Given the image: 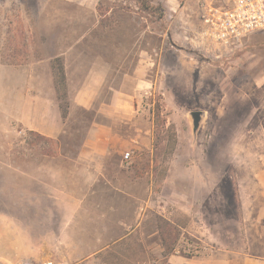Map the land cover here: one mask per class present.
<instances>
[{
  "label": "rangeland",
  "instance_id": "obj_1",
  "mask_svg": "<svg viewBox=\"0 0 264 264\" xmlns=\"http://www.w3.org/2000/svg\"><path fill=\"white\" fill-rule=\"evenodd\" d=\"M199 1L0 0L1 235L23 238L26 222L35 240L47 207L25 211L24 193L75 184L55 171L54 140L15 119L31 88L54 95V58L66 74V97L56 100L67 113L81 87L99 96L94 108L75 110L59 140L77 147L92 124L110 123L101 109L130 95L151 131L154 164L144 173L153 172V193L182 204L184 194L217 190L225 209L240 213L239 191L255 189L264 171V30L222 49L202 35ZM179 210L171 216L183 225ZM160 228L168 254L184 239L199 242L163 220Z\"/></svg>",
  "mask_w": 264,
  "mask_h": 264
},
{
  "label": "crops",
  "instance_id": "obj_2",
  "mask_svg": "<svg viewBox=\"0 0 264 264\" xmlns=\"http://www.w3.org/2000/svg\"><path fill=\"white\" fill-rule=\"evenodd\" d=\"M31 89L15 119L28 131L54 140L58 153L51 159L61 165L55 171L75 184L24 193L25 211L40 208L42 213L46 206L47 214L40 216L35 240L26 222L23 238L0 234V264H264V171L254 180L259 190L239 191L238 215L225 209L217 190L202 189L194 198L184 194L182 204L177 196L161 200L150 187L153 172L144 173L154 164L151 131L142 116L136 117L133 97L118 93L112 105L99 111L110 123L92 124L75 147L59 139L68 133L76 109L95 107L98 89L81 87L65 119L56 89L50 97L43 89ZM129 150L133 155L126 165L123 154ZM176 206L183 225L171 216ZM161 220L210 249L198 256L168 254Z\"/></svg>",
  "mask_w": 264,
  "mask_h": 264
},
{
  "label": "built area",
  "instance_id": "obj_3",
  "mask_svg": "<svg viewBox=\"0 0 264 264\" xmlns=\"http://www.w3.org/2000/svg\"><path fill=\"white\" fill-rule=\"evenodd\" d=\"M198 10L202 35L225 50L238 47L244 38L264 30V0H200ZM132 155L131 150L123 154L126 165L130 164ZM208 249L203 243L184 239L173 251L177 255L198 256Z\"/></svg>",
  "mask_w": 264,
  "mask_h": 264
},
{
  "label": "trees",
  "instance_id": "obj_4",
  "mask_svg": "<svg viewBox=\"0 0 264 264\" xmlns=\"http://www.w3.org/2000/svg\"><path fill=\"white\" fill-rule=\"evenodd\" d=\"M51 68H52V75H53V81L56 89V94L59 100H64L66 97V80H65V74H64V68L61 60L59 58H54L51 62ZM59 109L61 111V116L63 119L67 117V111L61 107L59 104ZM30 135L36 136L39 140L48 141V139L34 133L30 132Z\"/></svg>",
  "mask_w": 264,
  "mask_h": 264
},
{
  "label": "water",
  "instance_id": "obj_5",
  "mask_svg": "<svg viewBox=\"0 0 264 264\" xmlns=\"http://www.w3.org/2000/svg\"><path fill=\"white\" fill-rule=\"evenodd\" d=\"M191 117H192V123H193V130L196 131L197 128L199 127V123L201 121V117H202V114L201 113H193L191 114Z\"/></svg>",
  "mask_w": 264,
  "mask_h": 264
}]
</instances>
